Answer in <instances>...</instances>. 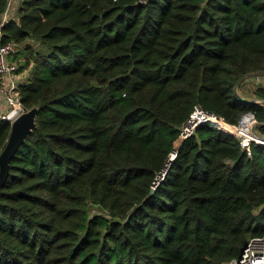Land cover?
<instances>
[{
  "label": "trees",
  "instance_id": "16d2710c",
  "mask_svg": "<svg viewBox=\"0 0 264 264\" xmlns=\"http://www.w3.org/2000/svg\"><path fill=\"white\" fill-rule=\"evenodd\" d=\"M5 41L37 114L0 189V264H227L264 234V143L200 125L177 144L194 104L264 139V87L236 92L264 73V0H20Z\"/></svg>",
  "mask_w": 264,
  "mask_h": 264
},
{
  "label": "built area",
  "instance_id": "2783aa9c",
  "mask_svg": "<svg viewBox=\"0 0 264 264\" xmlns=\"http://www.w3.org/2000/svg\"><path fill=\"white\" fill-rule=\"evenodd\" d=\"M19 1L7 0L5 8L0 13V120L7 121L9 124L27 110L20 102L18 88L24 79L23 72L14 73L15 66L9 61V57L16 52L18 45L13 41L1 42V26L15 17ZM254 78L257 85L260 84L259 86L263 85L262 87H264V76ZM200 125H207L235 137L247 155L250 154L251 142L262 143L255 131L257 121L252 114L242 115L235 125H231L219 115L208 112L198 104H194L187 118L179 126L177 144L193 135L195 129ZM175 153L176 149L171 151L168 157L172 155L173 158ZM168 157L161 172L152 183V189L163 179L172 160L171 158L169 161ZM227 264H264V234L248 238L243 245L242 252L237 257L230 259Z\"/></svg>",
  "mask_w": 264,
  "mask_h": 264
},
{
  "label": "water",
  "instance_id": "95a60500",
  "mask_svg": "<svg viewBox=\"0 0 264 264\" xmlns=\"http://www.w3.org/2000/svg\"><path fill=\"white\" fill-rule=\"evenodd\" d=\"M259 76H264V73H260V72L249 73L244 75L241 78V80L246 77H259ZM254 102L260 105H264V99H254ZM36 114H37V107L33 106L27 109L25 112L18 115L10 123V131L7 141L0 152V189L2 188L7 178L9 172V163L11 158L13 157L17 149L20 147V145L24 143L26 136L29 135L32 132V130L36 127V123H35ZM261 141L262 143H264V139L261 138ZM174 157L172 158V160L174 159ZM151 191H153L152 188ZM242 250L243 247L241 248L240 252H242Z\"/></svg>",
  "mask_w": 264,
  "mask_h": 264
},
{
  "label": "crops",
  "instance_id": "0c3cea01",
  "mask_svg": "<svg viewBox=\"0 0 264 264\" xmlns=\"http://www.w3.org/2000/svg\"><path fill=\"white\" fill-rule=\"evenodd\" d=\"M23 77H24L23 81H25L26 75L24 72H23ZM237 85H239V87H238L239 91H236V92L240 97L252 99V98H254V95H253L254 89L256 87H258L260 84L257 85V81L255 80L254 77H246V78L240 80ZM261 85H262V83H261ZM238 89H236V90H238Z\"/></svg>",
  "mask_w": 264,
  "mask_h": 264
},
{
  "label": "rangeland",
  "instance_id": "374dc122",
  "mask_svg": "<svg viewBox=\"0 0 264 264\" xmlns=\"http://www.w3.org/2000/svg\"><path fill=\"white\" fill-rule=\"evenodd\" d=\"M23 46H24L23 44L20 45L18 52L13 53V54L9 57V61L11 62V64H13V65L15 66L14 73L24 72L25 75L27 76L29 66H28L27 68L24 67V60H25L24 58H25V57H24V54H21V53H20V51H22V50H20V49H22ZM34 48H35V45H34ZM238 87H239V85L236 86V89H238ZM236 91H239V89L236 90ZM246 92H247V91H246ZM171 157H172V156H171Z\"/></svg>",
  "mask_w": 264,
  "mask_h": 264
},
{
  "label": "bare ground",
  "instance_id": "6f19581e",
  "mask_svg": "<svg viewBox=\"0 0 264 264\" xmlns=\"http://www.w3.org/2000/svg\"><path fill=\"white\" fill-rule=\"evenodd\" d=\"M171 156H172V155H171ZM171 156H169V157H168V160H169V161H170V160H171V158H172Z\"/></svg>",
  "mask_w": 264,
  "mask_h": 264
}]
</instances>
